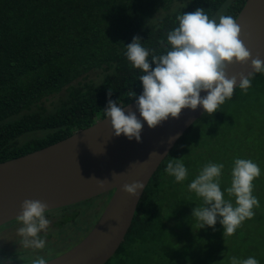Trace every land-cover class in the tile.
<instances>
[{
	"label": "trees",
	"instance_id": "obj_1",
	"mask_svg": "<svg viewBox=\"0 0 264 264\" xmlns=\"http://www.w3.org/2000/svg\"><path fill=\"white\" fill-rule=\"evenodd\" d=\"M177 1L0 0V162L94 124L105 117L109 99L125 106L135 100L128 95L131 91L137 97L142 94L138 78L143 72L124 55L134 36L141 38L144 47L155 49L157 55L166 54L171 47L167 33L178 27V14L203 8L210 18L217 13L236 18L246 2L188 0L172 10ZM161 39L166 47L159 44ZM92 73L101 75V79L94 80ZM262 92L264 73H254L247 92L237 86L232 98L214 114L204 111L188 127L152 175L124 240L104 264H209L207 254L202 257L195 252L201 248L202 237H190L188 230L181 231L186 224L193 230L200 225L184 209L204 206L188 185L209 162L231 166L236 158L251 159L260 167L261 175L253 182V195L260 206L254 209V217L246 219L231 235V243L224 244L229 237L223 236L219 223L222 231L214 243L220 252L215 264H232V257L241 261L253 257L264 264V158H253L256 146L247 138L240 140L242 131L237 123L244 118L249 121L247 129H251L250 121L258 120L260 131H264V112L256 115L258 111L253 110L260 106L256 100ZM34 132L42 134L29 136ZM224 132L230 136L228 142L220 140ZM173 159H179L188 169L183 182H176L165 171ZM230 185L231 172L227 179H220L222 191ZM228 197L235 204V197ZM77 215L78 210L63 214L55 224L62 226ZM17 223L13 219L0 228L14 230ZM45 251L51 250L38 251L35 258ZM0 252L7 253L1 248ZM15 253L22 258L11 259V264H31L29 251ZM55 256L48 255L46 260ZM7 262L0 260V264Z\"/></svg>",
	"mask_w": 264,
	"mask_h": 264
},
{
	"label": "clouds",
	"instance_id": "obj_2",
	"mask_svg": "<svg viewBox=\"0 0 264 264\" xmlns=\"http://www.w3.org/2000/svg\"><path fill=\"white\" fill-rule=\"evenodd\" d=\"M176 20L178 27L167 33V44L171 47L166 54L157 55L155 49L144 47L139 36L133 37L124 53L132 66L143 72L138 78L143 86L142 94L137 97L131 91L128 95L135 98L140 116L149 128L157 127L169 117L179 118L185 108L196 110L200 106L206 113L214 114L220 105L232 98L237 87V77L229 78L226 73L233 63L245 64L251 59L253 72L247 76L243 73L239 75L238 87L244 92L252 86L254 73H264V61L259 57L252 58L240 39L241 26L235 17L217 13L210 18L205 9L197 8L178 14ZM159 44L166 47L163 39ZM112 91L110 87L109 96ZM201 92L207 94L201 96ZM124 107L109 99L104 116L110 118L115 136L123 134L129 140L140 142L143 123L135 112L125 114ZM223 168L222 163L209 162L189 183L188 189L203 199L204 206L192 210V216L200 222V228L214 227L219 220L224 230L223 236H230L243 221L252 219L254 209L260 206L259 199L253 195V182L260 177L261 169L251 159L234 160L231 185L226 189L230 196L235 197L233 204L224 198L220 187ZM165 171L174 176L176 182H183L188 176V169L179 159L168 161ZM98 186L103 188L105 181L99 180ZM144 187L142 182L136 181L124 184L123 191L136 196ZM47 209L48 204L40 200L25 199L22 202L21 212L16 219L22 225L18 235L24 248L43 250L46 247V235L41 237L40 233L50 224L45 216ZM231 262L258 264L253 257L242 261L232 257ZM7 264H11V258ZM31 264H48V261L37 256L31 260Z\"/></svg>",
	"mask_w": 264,
	"mask_h": 264
},
{
	"label": "water",
	"instance_id": "obj_3",
	"mask_svg": "<svg viewBox=\"0 0 264 264\" xmlns=\"http://www.w3.org/2000/svg\"><path fill=\"white\" fill-rule=\"evenodd\" d=\"M240 39L252 58L264 61V0H246L236 17ZM251 59L233 63L227 76L251 74ZM207 93L201 92V96ZM143 123L141 141L115 136L110 118H102L71 136L24 155L0 162V226L16 219L25 199L48 204L47 211L76 204L112 192L99 219L87 235L48 264H104L118 249L129 230L140 198L152 175L188 127L205 111L185 108L179 118L169 117L149 128L136 107H124ZM158 153V155H152ZM99 180L105 181L103 188ZM140 181L136 196L123 191L124 184Z\"/></svg>",
	"mask_w": 264,
	"mask_h": 264
},
{
	"label": "rangeland",
	"instance_id": "obj_4",
	"mask_svg": "<svg viewBox=\"0 0 264 264\" xmlns=\"http://www.w3.org/2000/svg\"><path fill=\"white\" fill-rule=\"evenodd\" d=\"M188 0H179L177 1L173 7L172 10L177 9L180 6H183ZM91 77L94 78V80L99 81L101 78V75H97L96 73H92ZM258 100H256L258 103H261L260 106H255L253 110L258 111L255 114L259 115L261 112H264V92L261 93L260 96L257 97ZM256 98V99H257ZM261 117H264V113L261 114ZM248 120L244 118H239L237 121L239 125V130L242 131L240 133V140H245L246 138L248 140H252L256 147H253L255 152H257L253 158H260L261 156L264 158V148L262 145L264 144V137L260 138V136H264V131H260V123L258 120L250 121L252 128H248ZM227 131V130H226ZM42 134L41 132H34L30 133L29 136H38ZM230 136H228L227 132H224L220 136L221 141H227L230 139ZM245 151V149H243ZM233 165L231 166H224L222 174L220 179H227V174L231 172ZM224 192V198L226 200H229V194L226 190L222 191ZM112 195V192H107L104 194H101L99 196H95L91 198L88 201L80 202L78 205L70 207L66 210H59L54 209L52 213L45 215L46 218L50 221V224L46 230H42L40 233L41 237H45L46 235V247L43 250L38 249H31V248H24L21 244V237L18 235V229L22 225L20 223L15 224L14 230L9 229L7 226L0 228V248L5 249L7 253H1L0 252V260L8 261L9 258L12 260L15 258H18L20 255H15L17 251L24 250L29 251V261L34 259L37 255L38 251H44L46 249H50L49 252H43L42 257L46 259L48 255H58L61 254L71 247H73L76 243H78L81 239H83L87 233L90 231V229L93 227V225L96 223V220L100 217L101 213L103 212L104 208L108 204L110 197ZM201 204L203 203V199L201 198ZM195 208V207H194ZM192 207H189L187 209H184L185 213H191L194 209ZM78 210V215L74 220H71L69 222H66L62 226H57L55 223L61 219L63 214H71L72 211ZM197 222H199L197 220ZM200 223V222H199ZM244 224V221L241 225ZM199 228L196 230H193L191 228V225H184L181 228V231L186 232L189 231L190 237L194 236H201L202 243L201 248L199 251H195L202 257L207 254V262L209 264H215V260L218 256V253L220 250L217 249L215 245V241L220 238V232L222 231L219 228V221L216 223L214 227H207ZM243 226H240L237 228V230L241 229ZM227 241L224 244H228L232 242L231 235L226 236ZM206 238L208 240L206 241ZM220 241V240H219ZM212 245V246H211ZM67 246V247H66ZM210 246V247H209ZM27 249V250H26ZM36 252V253H35ZM22 258V257H19ZM15 264V263H14ZM17 264V263H16Z\"/></svg>",
	"mask_w": 264,
	"mask_h": 264
},
{
	"label": "bare ground",
	"instance_id": "obj_5",
	"mask_svg": "<svg viewBox=\"0 0 264 264\" xmlns=\"http://www.w3.org/2000/svg\"><path fill=\"white\" fill-rule=\"evenodd\" d=\"M47 245V244H46ZM67 247V246H66ZM27 250V249H26ZM22 251V250H21ZM19 253V252H18ZM36 253V252H35ZM24 264V263H23Z\"/></svg>",
	"mask_w": 264,
	"mask_h": 264
}]
</instances>
